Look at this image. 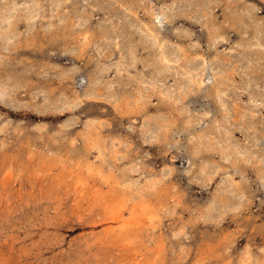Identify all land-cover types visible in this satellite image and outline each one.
<instances>
[{
	"label": "rangeland",
	"instance_id": "374dc122",
	"mask_svg": "<svg viewBox=\"0 0 264 264\" xmlns=\"http://www.w3.org/2000/svg\"><path fill=\"white\" fill-rule=\"evenodd\" d=\"M31 1L40 22L19 15L17 45L0 44L13 93L0 104V264H264V57L242 70L231 12L244 3L264 26L263 4L217 0L195 21L197 0Z\"/></svg>",
	"mask_w": 264,
	"mask_h": 264
},
{
	"label": "bare ground",
	"instance_id": "6f19581e",
	"mask_svg": "<svg viewBox=\"0 0 264 264\" xmlns=\"http://www.w3.org/2000/svg\"><path fill=\"white\" fill-rule=\"evenodd\" d=\"M3 1H5V3L4 4H6V5H4L3 4V7H7V8H4L3 10L1 9V14H0V39H1V47H3L4 48V50L5 49H7L8 47H9V49H11V47L13 48L15 45H17V34H16V31H14L18 26H19V20H20V18L18 19L17 17L19 16V15H21V19H24L27 23H28V27H29V29H30V27H32V26H35L36 25V23H38V22H40L39 20H38V18H39V12H40V7L39 6H37L36 4L37 3H34V2H32L31 0H2V2ZM21 1H25V2H21ZM70 1V0H69ZM86 2H88V0H85ZM104 1V0H103ZM196 1V0H195ZM217 0H197V2H199V4L200 5H202L203 6V9L204 10H206V15L204 14V15H200L199 14V12H198V16H192L193 17V19L195 20V21H198L199 20V18L200 17H204V16H209L211 13H212V9L213 8H211V3L213 2V4H214V2H216ZM220 1V0H219ZM244 1H246V0H244ZM262 4H263V7H262V10H264V0H259ZM183 2V1H182ZM181 2V3H182ZM187 2V1H186ZM50 3V2H49ZM58 3H59V1L58 0H53V3L52 4H54L53 6H58ZM67 2H65V4H66ZM109 3V2H108ZM113 3H114V1H113ZM116 3V2H115ZM112 4V3H111ZM110 4V5H111ZM118 4V3H117ZM192 4V3H191ZM9 5V6H8ZM50 5V4H49ZM74 5V4H73ZM100 5V4H99ZM115 5V4H114ZM198 5V4H197ZM215 5V4H214ZM231 4H229V6H230ZM83 6V5H82ZM100 6H102V5H100ZM189 6V5H188ZM201 6V7H202ZM239 9L238 10H236L235 12L234 11H231L232 12V14H233V16L235 17V18H237V20H238V23L240 24V28H238V31L237 32H239V34H240V38H241V40H242V43H240V46H242L243 47V50H244V52L246 53V57H245V59L243 60L242 59V61L243 62H245V63H243L242 61H240V58L237 60L238 62L240 61V63L239 64H242L241 66H242V70L244 69L245 70V68L247 69L248 67H251V66H253V67H257V66H255L254 65V62H256L255 60H257V62L258 63H262L261 62V60H262V58L264 57V32L263 31H261V30H264L263 28H264V26H261V25H257V20H256V18H255V14H252V11H247V7L244 5V3H237V5H236ZM39 7V8H38ZM73 7V6H72ZM107 7V6H106ZM165 7H166V5H165ZM214 7V6H213ZM42 8V7H41ZM92 8H94V6L92 7ZM111 8H112V6H111ZM227 8V7H226ZM75 9V8H74ZM77 9V8H76ZM81 9V8H80ZM96 9V8H95ZM94 9V10H95ZM170 9V8H169ZM168 9V10H169ZM187 9V8H186ZM202 9V10H203ZM261 9V8H260ZM259 9V10H260ZM43 10V9H42ZM87 10V9H86ZM103 10H104V8H103ZM164 10V9H163ZM193 10V9H192ZM232 10V9H231ZM235 10V9H234ZM85 11V10H84ZM91 11V10H90ZM110 11V10H109ZM108 11V12H109ZM85 12H87V11H85ZM223 12H224V14H226L227 12H226V9H224L223 10ZM163 13H165V12H162V14ZM168 13V12H167ZM196 13H197V9H196ZM229 13V12H228ZM227 13V14H228ZM182 14V13H181ZM80 15V14H79ZM92 15V14H91ZM55 16V15H54ZM63 16V15H62ZM189 16H191V15H189ZM230 16V15H229ZM59 17H61V16H59ZM68 18V17H67ZM80 18V17H79ZM156 18H159L158 19V22H159V24H161V27H163V25H162V21H163V16H157ZM213 18V17H212ZM211 18V19H212ZM72 19V18H71ZM90 19V18H89ZM109 20H110V18H108ZM74 20V19H73ZM78 20V19H77ZM82 18L79 20V25L80 26H83V23H82ZM109 20H106V21H109ZM81 21V22H80ZM63 22V21H62ZM110 22V21H109ZM246 23H249V24H247V27H246ZM252 23L254 24V26H253V31L251 32V31H249V29L251 28V27H249V25H252ZM65 24V23H64ZM77 24V23H76ZM86 25V24H85ZM109 25L111 26V22L109 23ZM213 25V24H212ZM211 26V25H210ZM63 27H64V25H63ZM67 27V26H66ZM216 27H218V26H215V27H213V28H216ZM33 28V27H32ZM53 28V27H52ZM65 28V27H64ZM69 28V27H68ZM143 29V28H142ZM212 29V28H211ZM210 29V30H211ZM236 30H237V28H235ZM72 30V29H71ZM141 30V29H140ZM144 30V29H143ZM147 30V29H146ZM146 30H144L145 32H147ZM209 30V31H210ZM32 31V30H31ZM30 31V32H31ZM212 31V30H211ZM217 31H220L221 32V34H219L220 32H218V36L217 37H215V38H213L214 40H212L213 42L211 43V46L214 44V43H216L217 41H220V40H224L225 38H226V35L225 34H228V32H229V30H228V28H225V27H223V25H219V29L217 30ZM18 32V31H17ZM65 32V31H64ZM182 32H183V30H182ZM216 32V31H215ZM30 34V33H29ZM69 34V33H68ZM117 34V33H116ZM125 34V33H124ZM147 34V33H146ZM53 35H55V34H53ZM114 35V34H113ZM185 35V34H184ZM183 35V36H184ZM209 36H211V34H209ZM244 36V37H243ZM71 37H73V36H71ZM147 37H151V38H149V40H151V44H154L155 42H157L158 43V45H159V47H161L160 49H161V51H160V54L158 55V58H161V62H160V64H162V63H165V62H171V60H169V56H168V51H167V46H168V43H163V42H166V41H164V40H162V39H160V36L157 34V33H149L148 35H147ZM66 38V37H65ZM117 38V37H116ZM103 39V38H102ZM55 40V39H54ZM114 40H116V39H114ZM26 41H28V40H26ZM53 41V40H52ZM51 41V42H52ZM148 41V40H147ZM87 42H89V41H87ZM96 42V41H95ZM149 42V41H148ZM247 42V44L248 45H245V43ZM146 45H147V43H146ZM8 49V50H9ZM131 50H132V48H130ZM7 50V51H8ZM75 50V49H74ZM131 50H129V51H131ZM96 51H98V50H96ZM101 51H103L101 48L99 49V52L101 53ZM10 52V51H9ZM244 52H242V53H244ZM133 54V51H131V55ZM255 55V56H257V59L255 58V56H254V58H253V56L252 55ZM156 55V54H155ZM178 55V54H177ZM242 55H244V54H242ZM184 56V55H183ZM244 57V56H243ZM136 58V57H135ZM134 58V56H132L131 57V60H136ZM171 58V57H170ZM222 58V57H221ZM226 58V57H225ZM122 60H124V58L122 57L121 58ZM174 59V58H173ZM121 60V61H122ZM177 61H178V59H176ZM205 60V59H204ZM221 60H223V59H221ZM226 59H224V61H225ZM1 61V60H0ZM8 61V60H7ZM129 61V60H128ZM175 61V60H174ZM235 61V60H234ZM237 61H235V62H237ZM188 61H186V63H187ZM198 61H196V63H197ZM206 62V61H205ZM219 62H221V61H219ZM226 62V61H225ZM185 63V62H184ZM204 63V62H203ZM202 63V64H203ZM222 64L224 63V62H221ZM221 63H219V64H221ZM122 65H123V63H121ZM188 64V63H187ZM190 64V63H189ZM194 64H195V62H194ZM202 64H199L200 66L202 65ZM212 64V63H211ZM215 64H216V62H215ZM226 64V63H225ZM124 65H125V63H124ZM191 65V64H190ZM198 65V67H200ZM97 66V65H96ZM102 66V65H101ZM109 66V65H108ZM187 65H185V67H186ZM228 66V65H227ZM231 66H232V64H231ZM234 66V65H233ZM51 67V66H50ZM182 67H184V66H182ZM184 67V68H185ZM188 67H189V65H188ZM188 67H187V69H188ZM196 67V66H195ZM194 67V68H195ZM212 67L214 68L213 70L214 71H216L217 69H216V66H214L213 64H212ZM226 67V66H225ZM101 68V67H100ZM106 68V67H105ZM175 68V67H174ZM179 68V67H178ZM192 68V67H191ZM218 68V67H217ZM229 68H231V67H229ZM104 69V68H103ZM198 70V68H195L194 69V72L195 73H193V69L192 70H189V71H192V72H189V71H187V73L189 74V73H191V75H193L194 76V74H196V72H197V70ZM201 67H200V72H202L201 71ZM234 69V68H233ZM102 70V69H101ZM106 70H107V68H106ZM105 70V71H106ZM127 70V69H126ZM198 70V71H199ZM223 70H225L224 68H223ZM250 70V69H249ZM97 71V70H96ZM100 71V70H99ZM183 71V70H182ZM247 71V70H246ZM60 72V71H59ZM66 72H68V71H66ZM185 72L186 71H183V72H180L182 75H185ZM221 72V71H220ZM224 72V71H223ZM223 72L221 73L222 75H223ZM95 73V72H94ZM193 73V74H192ZM198 73V72H197ZM243 73V72H242ZM29 74V73H28ZM217 74V73H216ZM226 74V73H225ZM229 74V73H228ZM45 75V74H44ZM190 75V76H191ZM197 75V74H196ZM195 75V76H196ZM209 75V74H208ZM218 75V74H217ZM187 76V75H186ZM198 76V79H199V76H200V74L199 75H197ZM189 77V76H188ZM218 77V76H217ZM189 78H192V77H189ZM200 78H202V77H200ZM225 78V77H224ZM93 79V78H92ZM225 79H227V78H225ZM9 80V79H8ZM254 80H256V77L255 76H253L252 74L250 75L249 74V78H247V80H246V82H245V86H244V88H245V90H247L250 86L251 87H253V84H252V82L254 81ZM7 81V80H6ZM18 81V80H17ZM72 81V80H71ZM95 81V80H94ZM94 81H92V82H94ZM101 81V80H100ZM190 81H192V80H190ZM225 81V80H224ZM223 81V82H224ZM227 81V80H226ZM225 81V82H226ZM97 82V81H96ZM99 82V81H98ZM195 82H197V80L195 81ZM195 82H193L195 85H196V83ZM199 82V81H198ZM105 83V82H104ZM202 83H204V81H202ZM227 83V82H226ZM5 84H6V82H5ZM8 84V83H7ZM97 84H99V83H97ZM96 84V85H97ZM107 84V83H106ZM110 84V83H109ZM119 84V83H118ZM25 85V84H24ZM108 85V84H107ZM125 85V84H124ZM198 85V84H197ZM95 86V85H94ZM110 86V85H109ZM126 86V85H125ZM125 86H124V88H125ZM180 86V85H179ZM193 86V85H192ZM233 86V85H232ZM17 87V86H16ZM54 87V86H53ZM92 87H93V85H92ZM91 87V88H92ZM105 87V86H104ZM127 87V86H126ZM181 87H183V86H181ZM222 87V86H221ZM236 87V86H235ZM5 88V86H2V84L0 83V104H9V100L12 98V96H13V93H12V90L10 89H8V91H7V89H4ZM12 88V87H11ZM21 88H22V84H21ZM52 88V87H51ZM192 88V87H191ZM228 88H230V86L228 87ZM243 88V89H244ZM13 89V88H12ZM23 89V88H22ZM54 89V88H53ZM66 89V88H65ZM93 89V88H92ZM97 89H99V88H97ZM110 89V88H109ZM181 89V88H180ZM236 89V88H235ZM239 89V88H238ZM16 90V89H15ZM39 90V89H38ZM41 90V89H40ZM72 90V89H71ZM182 90H185V89H181V91ZM231 90V89H230ZM16 91H18V89L16 90ZM52 91V90H51ZM95 91V90H94ZM101 91V90H100ZM111 91V90H110ZM226 91V90H225ZM229 91V90H228ZM251 91V90H250ZM15 92V91H14ZM64 92V91H63ZM88 92V91H87ZM92 92V91H91ZM96 92V91H95ZM95 92H94V94H95ZM187 92V91H186ZM221 91H219V99H220V101L222 102V104H223V107H225V108H229V106H231V105H229V103H230V100H229V103H227V97L228 96H226V94H224V93H220ZM234 92V91H233ZM77 93V92H76ZM99 93V92H98ZM183 93V92H182ZM229 94L228 95H230V92H228ZM255 93V92H254ZM87 94V93H86ZM164 94V93H163ZM231 94H233V93H231ZM250 94H251V92H250ZM253 94V93H252ZM251 94V100L252 101H254V103H259L260 102V104H263V102H261V101H259L257 98H259V97H261V96H258L257 98H256V96L254 95H252ZM261 94V93H260ZM15 95V94H14ZM218 95V94H217ZM239 95V94H238ZM259 95V94H258ZM63 96V95H62ZM91 96V95H90ZM230 96H232V95H230ZM75 97V96H74ZM96 98V97H95ZM256 98V99H255ZM69 99V98H68ZM187 99V98H186ZM181 100H183V99H181ZM74 102V101H73ZM56 103V102H55ZM16 104V103H15ZM51 104V103H50ZM65 104V103H64ZM77 104V103H76ZM232 104V103H231ZM17 105H18V103H17ZM220 105V104H219ZM229 105V106H228ZM258 105V104H257ZM67 106H69V105H67ZM58 107V106H57ZM63 107V106H62ZM62 107H59V109H62ZM74 107V106H73ZM70 108V107H69ZM233 108H234V105H233ZM230 109H231V107H230ZM230 109H228V110H230ZM42 111H44V110H42ZM59 111V110H58ZM247 112V111H246ZM246 112H243V113H246ZM254 113V112H253ZM239 115H241V113H239ZM248 115V114H247ZM227 116V115H226ZM230 116H231V114H230ZM229 115L227 116V124H230L231 125V123H230V120H229V118H231ZM238 116V115H237ZM236 116V117H237ZM222 117V116H221ZM232 117H233V115H232ZM247 117V116H246ZM249 117L251 118V116L249 115ZM223 118V117H222ZM235 118V117H234ZM238 118H239V116H238ZM224 119H226V118H224ZM233 119V118H232ZM236 119V118H235ZM242 119V118H241ZM249 119V118H248ZM252 119V118H251ZM201 120V119H200ZM195 121V120H194ZM243 121V120H242ZM245 121V120H244ZM252 121V120H251ZM190 122V121H189ZM188 122V123H189ZM236 122H238V121H236ZM246 122V121H245ZM249 122V121H248ZM247 122V123H248ZM224 123V122H223ZM239 123V122H238ZM244 122H242V124H243ZM255 124V123H254ZM254 124H252L253 126H254ZM243 125H245V124H243ZM248 125V124H247ZM249 126V125H248ZM218 127V126H217ZM233 127H235V126H233ZM220 128V127H219ZM222 128V127H221ZM221 128H220V132L221 133H223V130H221ZM249 128H250V126H249ZM237 129H239V128H237ZM251 129V128H250ZM242 130V129H241ZM249 130V129H248ZM256 130V129H255ZM230 131V130H229ZM251 131V130H250ZM249 131V132H250ZM207 132V131H206ZM205 132V133H206ZM225 132H227V131H225ZM231 132V131H230ZM229 132V133H230ZM252 132H253V129H252ZM209 134H211L210 132H208ZM203 133H201V135H202ZM246 134V133H245ZM259 134V133H258ZM263 134V133H262ZM207 136H208V134H206ZM226 135V134H225ZM230 135V134H229ZM228 135V133H227V135L226 136H229ZM249 135V134H248ZM253 135V134H252ZM260 135V134H259ZM196 136V135H195ZM210 136V135H209ZM212 136V135H211ZM231 136V135H230ZM247 136V135H246ZM245 136V137H246ZM198 137V136H197ZM202 137H203V135H202ZM224 137V136H223ZM235 137V136H234ZM193 138V137H192ZM204 138V137H203ZM232 138V137H231ZM205 139H207V138H205ZM220 139H222V138H220ZM226 139V138H225ZM232 139H234V138H232ZM192 140V139H191ZM199 141H201V140H199ZM214 141V140H213ZM226 141H229V137H228V139L226 140ZM225 140L223 141V142H226ZM232 141V140H231ZM230 141V142H231ZM237 142V141H236ZM203 143V142H202ZM207 143H209V141L207 142ZM219 143H220V141H219ZM216 144V143H215ZM230 144V146H232L231 145V143H229ZM232 144H234L233 142H232ZM252 144V143H251ZM209 145H210V143H209ZM248 145H250V144H248ZM248 145H246V146H248ZM254 145V144H253ZM197 146V145H196ZM216 146V145H215ZM228 146V145H227ZM237 148H238V151H239V153H241V154H245V152L243 151V149L241 148H239V147H241V145L240 146H238L237 144L235 145ZM234 147V146H233ZM199 148H200V146H199ZM231 149H232V147H230ZM247 148H250V147H247ZM245 149V148H244ZM247 150H249V149H247ZM251 150V149H250ZM237 151V152H238ZM252 151H254V150H252ZM235 152V151H234ZM256 152V151H255ZM238 153V154H239ZM237 154V153H236ZM257 154V153H256ZM228 155V154H227ZM240 155V154H239ZM254 155H255V153H254ZM229 157V156H228ZM227 159V158H226ZM261 159H262V156H261Z\"/></svg>",
	"mask_w": 264,
	"mask_h": 264
}]
</instances>
